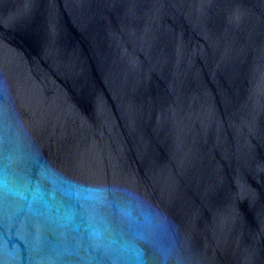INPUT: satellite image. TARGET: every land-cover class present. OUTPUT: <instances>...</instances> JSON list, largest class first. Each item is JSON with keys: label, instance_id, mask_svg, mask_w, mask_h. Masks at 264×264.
Segmentation results:
<instances>
[{"label": "water", "instance_id": "obj_1", "mask_svg": "<svg viewBox=\"0 0 264 264\" xmlns=\"http://www.w3.org/2000/svg\"><path fill=\"white\" fill-rule=\"evenodd\" d=\"M0 264H264V0H0Z\"/></svg>", "mask_w": 264, "mask_h": 264}]
</instances>
